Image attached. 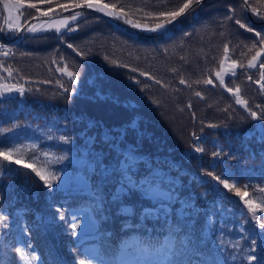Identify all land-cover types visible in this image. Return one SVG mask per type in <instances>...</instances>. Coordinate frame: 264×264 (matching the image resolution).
I'll return each instance as SVG.
<instances>
[{
  "label": "trees",
  "instance_id": "1",
  "mask_svg": "<svg viewBox=\"0 0 264 264\" xmlns=\"http://www.w3.org/2000/svg\"><path fill=\"white\" fill-rule=\"evenodd\" d=\"M29 2L37 0L25 5ZM100 2L116 4V10L123 6L127 18L149 26L163 19L156 14L165 10L157 7L159 0ZM183 2L169 0L168 10ZM239 4L203 0L166 34L133 27L140 32L134 33L121 24L123 19L83 8L77 11L85 16L69 23L78 25L72 32L22 30L12 38L4 24L0 44L14 54L0 52V76L25 91L0 96V129H8L0 131V148L38 147L22 164L0 165V217H6L0 219V264H24L16 248L35 251L33 264H79L82 259L91 264H264V228L259 227L264 210L256 209L258 223L234 189L207 176L211 172L235 181L241 193H248L244 199L256 204L264 198L259 191L264 189V119L252 118L227 91L239 87L259 117L264 92L255 81L264 53L256 67L245 63L264 47H252L259 40L255 32L264 35V18L251 8L249 15L238 11L235 18L255 30L248 32L226 19ZM34 14L35 9L24 10L19 23ZM223 55L236 64V74L224 76L226 87L213 76ZM66 65L76 73L75 83L57 71ZM8 67L11 77L3 71ZM209 78L212 84L195 83ZM59 156L66 158L56 162ZM46 159V171L58 176L51 188L24 166L40 169ZM148 181L153 192L146 195L139 185ZM146 208L151 215L144 214ZM74 218L76 229L70 227ZM173 244L175 255H170L167 248Z\"/></svg>",
  "mask_w": 264,
  "mask_h": 264
},
{
  "label": "snow or ice",
  "instance_id": "2",
  "mask_svg": "<svg viewBox=\"0 0 264 264\" xmlns=\"http://www.w3.org/2000/svg\"><path fill=\"white\" fill-rule=\"evenodd\" d=\"M55 3V0H37V2L32 3L29 2L25 5V0H0V4L3 5V9L8 12V15L4 17V24L6 25V30L11 33H18L22 29L24 31H27L29 33H37V32H43V31H50V30H55L57 33H61L62 30H66L68 32H72L75 30H78V25L74 27H70L69 23L70 22H76L78 21L79 18H82L85 16V13L82 11H75L73 14L69 16H64L60 19H52V15H60L59 12L56 11L57 8L63 10V11H68L69 9H80V8H87V9H92L100 13H104L105 15L109 17H113L117 20L123 19L125 23L132 25V27L137 28V29H142L144 31L148 32H159L161 34H166L168 31V26L169 25H174L176 22H178V18L181 16H187L189 12L194 11L195 6H199L203 3V0H184L183 3L179 4L178 7H176L173 10H168V3L169 0H159V3L157 7H163L165 8L164 11H160L157 15V18H163L159 19V22L154 23L153 25L149 26L148 24H141L139 22H134L133 20L129 19L126 17V14L124 12V7L121 6L119 10L117 9L116 4H106L100 2V0H71L70 3H64V4H56L55 7H48L47 10H42L40 7H38V4H49L52 5ZM130 7V6H129ZM264 7V0H255V3H252L251 0H240L239 4V9L236 8H230L231 15L227 16V20H233L235 19V23L239 25L241 28H247L248 32H253L255 31L251 27H247L245 24L241 23L240 19H236L237 12H244L246 9L251 8V11L256 15L261 18H264V11H261V8ZM13 9L17 10L18 15L16 17H13ZM26 9H35L36 12L43 17H49L48 20H42L39 24H32L28 26L27 28L24 27V24L19 23V17L24 14V10ZM137 11H142V9H137ZM146 15L151 16L153 13H146ZM35 18V17H31ZM27 23V20H25V24ZM185 35H190V33H185ZM255 36L259 37V40H257L255 43H253L252 47L255 48L256 44L259 43L261 45H264V35L261 34V32L256 31ZM69 48H72L73 45L69 44ZM0 52H2L4 57H8L9 55L14 54L13 50L11 48L6 47L3 44H0ZM224 52L225 54L228 53V46H224ZM261 53H264V47H262L259 51H257L256 55L251 58L248 62V67L249 68H254L257 66L256 62L257 59L261 56ZM227 58V57H226ZM105 59H108V57H105ZM53 63H56V61H53ZM112 63H117L116 61H112ZM223 64V62H221ZM124 67H127L128 65H123ZM0 67H3L2 64H0ZM236 67L235 62L232 64V69ZM240 67H244V65H240ZM259 68L262 70L260 71L259 74V79L255 81L256 84L259 85L260 91L264 92V83H261V81H264V63L259 64ZM137 69H133V71H136ZM3 71L8 73V76H12V70L10 67L8 68H3ZM57 71H60L62 74H66L69 79L75 83L77 76L76 73L69 71L67 65L63 68H58ZM172 71H176V69H172ZM235 71H231V75H235ZM141 75L143 76H149L147 72H141ZM216 78L219 80V84L221 86H225V78L222 75L221 72H216L215 73ZM132 79H136L135 77H132ZM154 79V78H153ZM249 80H251V76L248 77ZM4 80V77L0 76V96H3L7 93H12V92H17L20 95L24 94V86L22 84H8L5 82H2ZM138 82V81H137ZM157 83H160V81H156ZM59 83V81H57ZM181 84L187 83L184 79L180 80ZM195 83H204V84H212L213 80L211 78L200 81L197 80ZM63 87V85H60ZM189 87L191 85L189 84ZM31 91V89H29ZM65 91H69V89H65ZM71 91H75V89H71ZM227 91L229 93H234L235 95V103L240 104L244 106L249 115L256 119H264V108L261 109V113L259 117L257 116V112L252 111L251 108L248 106V102L244 100L240 95H239V87L235 89V92L233 88H227ZM196 96L200 97L201 93L196 92ZM158 103V101H156ZM188 107H191V104L188 105ZM259 107V106H258ZM195 114L193 113V116ZM212 127H215L216 125H211ZM0 131L7 132L8 129H0ZM51 138V137H49ZM61 141H67L68 138L65 136L59 137ZM36 144H30V145H23V144H14L10 147L7 148H0V165H2L5 161L9 163H15V164H22L24 156L31 150L35 151L37 149ZM195 151L197 152H203L204 149L202 147H196ZM42 155L44 157H50V154L48 152H43ZM213 156H218L220 153L213 152ZM15 156H19V159H14ZM66 157L64 156H59L56 157V162H59ZM33 161H36L38 158L35 155H32L30 157ZM50 161L45 160L44 161V167L40 169H36L33 167V164H25V167L31 168L33 171L36 172V175L40 177L41 180L44 181L45 185L49 188L52 187V181L57 180L58 176L54 172L46 171L47 165ZM207 176L212 177V180L215 182H218L219 184L223 185L224 189L228 190H235L236 194L240 196L242 200H244L245 205H247L248 210L252 214V218L254 220H257L259 223V219L256 215V209L261 208L264 210V198H261V203L256 204L253 200L249 199H244L248 193L244 192L241 193L240 188L236 186V182L233 181V183H229L228 179H221V176L219 175H214L213 173L209 172L207 173ZM129 184H135V182L130 178V177H125ZM143 179L147 180V177H144ZM209 181H205V183H208ZM140 188L144 190V193L150 194L153 192V186L152 182L148 181L146 185H139ZM245 188L249 187V185H245ZM260 192L264 193V189H259ZM159 195H163V191L158 193ZM170 195V194H169ZM59 211V210H58ZM151 209H144V214L145 215H151ZM167 215V213H165ZM0 219H6V217H0ZM60 219H64V215L61 212L60 214ZM70 227L72 229H76L79 227V221L77 219H73V222L71 223ZM259 227L264 228V223H260ZM75 235L76 233L73 231L72 233ZM254 243V242H253ZM185 242L181 241V246H184ZM28 248H31V245L29 244L27 246ZM15 251L20 254L21 260L24 262V264H33V262L37 261L38 257L35 253V251H25L24 248H16ZM167 252L170 255H175V245L173 244L170 248H167ZM249 260H255V256H249ZM79 264H91L90 261H86L84 259L79 261Z\"/></svg>",
  "mask_w": 264,
  "mask_h": 264
},
{
  "label": "rangeland",
  "instance_id": "3",
  "mask_svg": "<svg viewBox=\"0 0 264 264\" xmlns=\"http://www.w3.org/2000/svg\"><path fill=\"white\" fill-rule=\"evenodd\" d=\"M59 10H60V9H59ZM56 11H57V10H56ZM75 11H77V10H72V11H68V12H65V13H61L60 15L52 16L51 18H52V19H60V18H62V17H64V16H69V15L73 14V12H75ZM7 15H8V12L5 10V17H6ZM12 15H13V17H16V16L18 15L17 10L13 9V13H12ZM48 19H49V17H44V18H39V19L30 20V21L26 24L25 28H27L28 26H30V25H32V24H39L42 20H48ZM19 22H20V17H19ZM22 30H23V29H22ZM22 30H21V31H22ZM54 31H55V30H54ZM25 32H27V31H25ZM258 51H259V50H258ZM256 53H257V52H256ZM256 53H254L252 56H250V57L247 59V61H246V63H245L246 66L248 65L249 60H251V58H252L253 56H255ZM221 62H223V64H221ZM233 62H234V61H232V60L226 58V56L223 55V56L220 58L219 65H218L217 69H216L215 72H214V75H213L214 78H215L216 80H218V79L216 78V76H215V73H216V72H221L223 76L231 74V71H234V70H235V68L232 69V64H233ZM235 65H236V64H235ZM218 81H219V80H218ZM2 82L8 83V84H17V83L8 82V81H5V80H3ZM12 93H15V92H12ZM12 93H7V94H5V95H9V94H12Z\"/></svg>",
  "mask_w": 264,
  "mask_h": 264
},
{
  "label": "water",
  "instance_id": "4",
  "mask_svg": "<svg viewBox=\"0 0 264 264\" xmlns=\"http://www.w3.org/2000/svg\"><path fill=\"white\" fill-rule=\"evenodd\" d=\"M80 9H81V8H80ZM83 9H85V10H87V11H90V12H92V13H95V14L98 15V16H102V17H105V18H107V19H110V20L116 21L115 18H113V17H109V16L105 15L104 13H100V12H97V11H95V10L87 9V8H83ZM0 10H1L0 35H3V34H2V30H3V26H4L5 10L3 9V5H2V4H0ZM72 10H77V9H69L68 11H72ZM68 11H63V10H61V9H60V10H57V12H59L60 14H61V13L68 12ZM245 13H246V15H249L248 9L245 10ZM52 16H56V15L53 14ZM31 17H35V18H31ZM39 18H44V17H43V16H40L39 14H34V15H31V16H30L29 18H27L26 20H27V23H28L30 20L39 19ZM27 23H26V24H27ZM21 24H24V27H25V26H26V24H25V20H24ZM121 24H122L123 26H125L126 28H128L129 30H131L132 32H134V33H140L139 31H137L136 29H134L132 26H130V25H128V24H125V23H121ZM20 32H21V31H20ZM20 32H18V33H14V34L12 35V38L16 37ZM153 33L157 34V33H159V32H153ZM141 34L145 35V33H141Z\"/></svg>",
  "mask_w": 264,
  "mask_h": 264
}]
</instances>
